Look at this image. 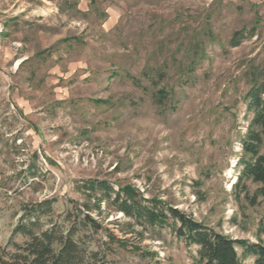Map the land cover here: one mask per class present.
Segmentation results:
<instances>
[{"label": "rangeland", "instance_id": "obj_1", "mask_svg": "<svg viewBox=\"0 0 264 264\" xmlns=\"http://www.w3.org/2000/svg\"><path fill=\"white\" fill-rule=\"evenodd\" d=\"M263 79L264 0H0V246L69 233L93 180L257 242L264 201L234 184ZM102 209L99 231H78L86 255L199 264L173 224Z\"/></svg>", "mask_w": 264, "mask_h": 264}, {"label": "trees", "instance_id": "obj_2", "mask_svg": "<svg viewBox=\"0 0 264 264\" xmlns=\"http://www.w3.org/2000/svg\"><path fill=\"white\" fill-rule=\"evenodd\" d=\"M241 34L240 31L234 34L232 45L239 44ZM245 99L247 110L253 115L241 139L242 155L237 162L240 172L234 186H241L245 198L256 205L259 200L264 201V79L254 82ZM247 182L257 185L253 193L249 191ZM83 189L87 194L86 200L76 208V216L68 214V220L74 218L69 233L57 234L54 229H48L38 235L32 234L23 245L14 243L15 250L0 246V264H115L105 257L99 258L98 251L86 255V249L78 244L81 241L78 235L80 226L89 227L93 232L102 228V223L91 213H100L103 203L114 211L122 212L129 219L130 227L140 225L149 229L173 224L177 237L188 246H196L199 264H244L247 257L253 258V264H264V224L258 228L257 242L236 239L161 200L145 197L131 185L116 189L107 181L93 180ZM35 211L36 208L32 213ZM18 231L27 232V229L20 227ZM108 234L111 243L120 241L113 233Z\"/></svg>", "mask_w": 264, "mask_h": 264}]
</instances>
